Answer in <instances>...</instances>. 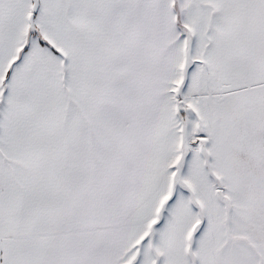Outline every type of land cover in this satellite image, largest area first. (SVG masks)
<instances>
[{
	"label": "snow or ice",
	"instance_id": "snow-or-ice-1",
	"mask_svg": "<svg viewBox=\"0 0 264 264\" xmlns=\"http://www.w3.org/2000/svg\"><path fill=\"white\" fill-rule=\"evenodd\" d=\"M0 264H264V0H0Z\"/></svg>",
	"mask_w": 264,
	"mask_h": 264
}]
</instances>
